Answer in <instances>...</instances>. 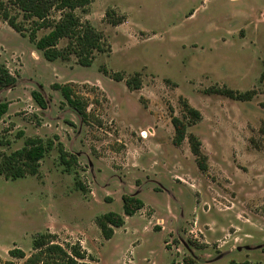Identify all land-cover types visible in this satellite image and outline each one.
Returning a JSON list of instances; mask_svg holds the SVG:
<instances>
[{
	"label": "rangeland",
	"instance_id": "obj_1",
	"mask_svg": "<svg viewBox=\"0 0 264 264\" xmlns=\"http://www.w3.org/2000/svg\"><path fill=\"white\" fill-rule=\"evenodd\" d=\"M4 2L28 35L31 23ZM76 14L103 36L88 68L46 61L0 16V65L14 79L0 89V163L27 138L53 143L37 175L0 176V264H23L8 252L28 257L45 233L95 264H264V0H91ZM132 79L139 89L126 86ZM55 84L71 87L87 122ZM185 102L201 115L187 131L206 172L187 141L173 145L171 117L184 119ZM58 144L76 158L68 172ZM124 195L144 206L105 241L95 219L121 214Z\"/></svg>",
	"mask_w": 264,
	"mask_h": 264
},
{
	"label": "trees",
	"instance_id": "obj_2",
	"mask_svg": "<svg viewBox=\"0 0 264 264\" xmlns=\"http://www.w3.org/2000/svg\"><path fill=\"white\" fill-rule=\"evenodd\" d=\"M11 8L16 14L22 15L26 22H30L32 29L28 35L24 34L22 23L17 22V16L12 15L4 0H0V16L7 25L22 37H27L29 43L35 50L39 51L42 57L48 62L57 60L68 61L71 57L76 58L77 63L85 68L92 65L95 53L104 52L103 36L89 22H81L76 14L77 10H84L90 5L91 0H9ZM52 13H57V19H51ZM106 17L111 19L109 13ZM113 26L121 23L120 19L109 22ZM40 30H49L45 35L37 38ZM66 40L63 48H58L61 41ZM106 73V72H104ZM120 81L119 76L115 77ZM14 79L3 65H0V89L10 87ZM131 90L140 88L137 79L126 82ZM52 88L59 92L65 103L71 108L82 122H87L89 115L86 105L78 99L70 86L53 85ZM208 94H216L236 102L247 101L245 94H240L228 89H211ZM32 99L41 108H46V103L40 93L32 92ZM7 104L0 103V120L7 112ZM184 119L171 117V125L174 130L173 145L179 147L187 141L191 154L196 159L197 168L201 172L207 170V159L201 151V142L193 134H188L190 125L201 119L200 113L183 104ZM187 120V121H185ZM53 149V143L43 142L39 138H27L21 149L12 152L3 158L0 163V176L6 180L23 179L27 175H37L40 162L45 155ZM57 154L59 164L68 172L76 158L64 151L61 144H58ZM122 213L108 212L98 216L95 224L105 241L110 240L114 235V229L121 228L125 218L134 216L143 208V202L131 195H124L121 198ZM56 237L50 233L39 234L32 241V251L28 257L20 249H13L8 252L11 258L24 260L23 264H95L76 243L74 245L61 246L56 243ZM230 264H238L231 262ZM242 264H249L247 262Z\"/></svg>",
	"mask_w": 264,
	"mask_h": 264
},
{
	"label": "crops",
	"instance_id": "obj_3",
	"mask_svg": "<svg viewBox=\"0 0 264 264\" xmlns=\"http://www.w3.org/2000/svg\"><path fill=\"white\" fill-rule=\"evenodd\" d=\"M114 234H115V229H114ZM114 236V235H113ZM109 241V240H108Z\"/></svg>",
	"mask_w": 264,
	"mask_h": 264
}]
</instances>
